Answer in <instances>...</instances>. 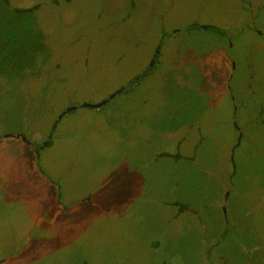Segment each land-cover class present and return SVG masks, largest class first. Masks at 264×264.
Instances as JSON below:
<instances>
[{"label":"rangeland","instance_id":"374dc122","mask_svg":"<svg viewBox=\"0 0 264 264\" xmlns=\"http://www.w3.org/2000/svg\"><path fill=\"white\" fill-rule=\"evenodd\" d=\"M0 264H264V0H0Z\"/></svg>","mask_w":264,"mask_h":264},{"label":"flooded vegetation","instance_id":"af4514ba","mask_svg":"<svg viewBox=\"0 0 264 264\" xmlns=\"http://www.w3.org/2000/svg\"><path fill=\"white\" fill-rule=\"evenodd\" d=\"M192 26H194V27H197L198 29H202V30H206V29H212L211 27L213 26H207V25H202V26H197V25H192ZM203 26H205V27H203ZM215 28V30H218V32L220 31H222V32H224V30L223 29H220V28H218V27H214ZM157 53H155V54H153L152 56H151V58H150V60H151V64H150V66H148V65H146V67L144 68V70L142 71V73L141 74H143V75H146V72L149 70V68H152L153 66H154V64L156 63V60H157ZM149 72V71H148ZM140 74V75H141ZM140 75H138V76H140ZM142 75V76H143ZM138 76H136V77H134L133 78V80L132 81H130V82H128L124 87H122V88H120V89H118L117 91H115L114 93H112L109 97H107L106 98V102L103 104V105H105L107 102H108V100L110 99V98H112L115 94H117V93H122V92H124V91H129V88H131V84H133V83H135L136 81L135 80H137V77ZM131 83V84H130ZM128 84H130V85H128ZM101 102V101H100ZM95 104V103H94ZM103 105H101L100 107H102ZM84 107H86V106H84ZM100 107H90V108H100ZM71 111V110H70ZM62 118V117H61ZM60 118V119H61ZM60 119H56V121L54 122V125L52 126V131H51V133L49 134V136H48V138H47V142L45 141L44 142V144L43 145H49L50 144V141H51V135H52V132L54 131V129H55V127H56V125H57V122L60 120ZM8 136H10V135H8ZM17 137H19V138H21V136L20 135H16ZM22 140L23 141H25V139H23V137H22ZM42 145V146H43ZM81 200H83V199H81Z\"/></svg>","mask_w":264,"mask_h":264},{"label":"snow or ice","instance_id":"6c2138e0","mask_svg":"<svg viewBox=\"0 0 264 264\" xmlns=\"http://www.w3.org/2000/svg\"><path fill=\"white\" fill-rule=\"evenodd\" d=\"M112 178L109 181V185H106L96 192V196L102 201L109 196L110 193H118L123 190L128 184V178L121 173L116 175L114 171L111 174Z\"/></svg>","mask_w":264,"mask_h":264},{"label":"water","instance_id":"95a60500","mask_svg":"<svg viewBox=\"0 0 264 264\" xmlns=\"http://www.w3.org/2000/svg\"><path fill=\"white\" fill-rule=\"evenodd\" d=\"M205 27V26H203ZM106 102V99L102 100L101 102L99 103H95V104H91V103H83V106H86V107H100L101 105H103L104 103ZM75 107H69L67 108L62 114H60L58 116V119H60L62 117L63 114H65L66 112L70 111V110H73ZM8 136V135H6ZM47 142V141H46Z\"/></svg>","mask_w":264,"mask_h":264},{"label":"trees","instance_id":"16d2710c","mask_svg":"<svg viewBox=\"0 0 264 264\" xmlns=\"http://www.w3.org/2000/svg\"><path fill=\"white\" fill-rule=\"evenodd\" d=\"M2 2H3L4 4H8L9 0H2ZM211 28L213 29L214 27H211Z\"/></svg>","mask_w":264,"mask_h":264}]
</instances>
